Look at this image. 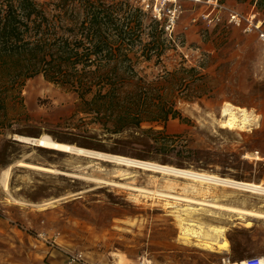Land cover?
I'll return each mask as SVG.
<instances>
[{
    "label": "rangeland",
    "instance_id": "obj_1",
    "mask_svg": "<svg viewBox=\"0 0 264 264\" xmlns=\"http://www.w3.org/2000/svg\"><path fill=\"white\" fill-rule=\"evenodd\" d=\"M219 1L248 13L261 0ZM130 5L132 11L139 8ZM259 7L254 10L264 14V7ZM208 11L206 5L184 3L171 35L162 29L161 47L152 43V33H160V26L148 13H135L139 24L133 26L137 30L130 42V65L119 66L115 76L128 79L125 91L130 99L141 92L149 99L146 112L139 114V129L132 117L121 121L108 111H89L77 94L42 76L27 80L19 96L8 102L0 112V264H221L229 258L225 253L230 246L246 252L261 242L264 220L210 212L162 195L196 197L195 201L210 197L214 204L258 211H264L259 209L264 198L222 187H212L205 195L199 183L14 139L49 135L87 150L264 186L262 46L255 34L208 25L202 19ZM227 104L246 109L258 122L251 130L224 129L221 114ZM162 105L173 106L181 118L162 123ZM117 123L126 127L113 134L109 129ZM19 162L60 173L29 170ZM192 184L197 191L188 189ZM182 218L194 221L195 230L224 228L227 249L219 250L217 244L209 251L196 239L187 243L180 237ZM77 256L80 260L74 261Z\"/></svg>",
    "mask_w": 264,
    "mask_h": 264
},
{
    "label": "trees",
    "instance_id": "obj_2",
    "mask_svg": "<svg viewBox=\"0 0 264 264\" xmlns=\"http://www.w3.org/2000/svg\"><path fill=\"white\" fill-rule=\"evenodd\" d=\"M46 4L0 0V112L19 96L27 80L42 76L77 94L89 111H108L121 121L132 117L139 129V114L146 112L149 99L143 92L130 99L131 94L125 91L128 79L115 74L119 66L130 65V42L137 30L133 26L139 24L135 13L141 9L132 11L126 0L115 4L105 0H49ZM260 5L264 7V0ZM160 29V33H152L155 47L163 43ZM118 57L124 61L113 63ZM172 107L159 108L162 123L181 118ZM125 127L117 123L109 131L116 134Z\"/></svg>",
    "mask_w": 264,
    "mask_h": 264
},
{
    "label": "bare ground",
    "instance_id": "obj_3",
    "mask_svg": "<svg viewBox=\"0 0 264 264\" xmlns=\"http://www.w3.org/2000/svg\"><path fill=\"white\" fill-rule=\"evenodd\" d=\"M225 106V105H224ZM222 127L227 130H240L244 131L251 130V126L253 123H257L258 117L251 114L246 109H242L239 107H235L231 104H227L223 107L222 110ZM15 136V135H14ZM15 140L30 144L31 146H35L38 148H43L46 150H52L59 153H66L71 155H77L81 157L91 158L100 160L102 162L113 163L118 166L127 167V168H134L143 170L146 172H151L154 174L162 175L169 178H177L185 181H189L192 183H199L202 184L203 187L201 191L203 193L209 194L212 187H222L227 188L233 191L249 193L254 196H258L260 198H264V186L257 185L254 183H245L241 181H235L229 178L219 177L214 174H208L205 172L193 171L189 169H180L175 168L167 165H160L157 163H152L148 161H141L137 159H132L120 155H113L102 153L93 150H87L79 147H75L70 144L62 143L50 137L49 135H41L38 138H29L20 135H16L14 137ZM255 155H258L255 153ZM249 156V155H248ZM246 156V159H252L259 161L260 158L258 156H253V158ZM19 167L27 168L33 171H40L49 174H59L60 172L56 169L45 167L42 165L27 163V162H19L17 163ZM5 173V181H4V188L5 190L8 189V173L9 169L4 171ZM193 191H197V187L194 184L190 185ZM128 189V188H127ZM187 190V189H185ZM137 191V190H136ZM166 198L182 201L188 204H194L196 206H200L201 208H205L210 212H218V213H226L236 215L239 218H249L253 220H264V211L258 210H248V209H240L236 207L224 206L220 204H214L212 202H205V201H193L192 199L188 198H177L172 195H162ZM259 209H264V205H260ZM180 223V237L184 239L187 243H190L193 239H196V242L206 250L213 251L216 250V245L219 244V250L225 251L228 247V243L225 237V229L222 227H202L199 226L197 230L193 227L195 226L194 221H189L187 218H182L179 220ZM246 228L251 227V223H246ZM183 240V241H184ZM222 243H221V241ZM218 250V251H219ZM264 259V257H262ZM226 264H244L242 261L240 262H231L228 261Z\"/></svg>",
    "mask_w": 264,
    "mask_h": 264
},
{
    "label": "built area",
    "instance_id": "obj_4",
    "mask_svg": "<svg viewBox=\"0 0 264 264\" xmlns=\"http://www.w3.org/2000/svg\"><path fill=\"white\" fill-rule=\"evenodd\" d=\"M124 1V0H115ZM130 4L138 6L142 11L148 13L151 20L157 22L169 36L173 32L179 15L182 12L184 3H193L195 5H206L209 11L202 15L204 22H208L213 28L222 25V27H234L243 34H255L258 41L262 44V61H264V14H259L254 10L248 13L237 12L221 4L219 0H126ZM223 17L225 18L223 20ZM73 260H80V256ZM229 258L221 259V264H226ZM244 264H264V259L259 256L246 257Z\"/></svg>",
    "mask_w": 264,
    "mask_h": 264
},
{
    "label": "crops",
    "instance_id": "obj_5",
    "mask_svg": "<svg viewBox=\"0 0 264 264\" xmlns=\"http://www.w3.org/2000/svg\"><path fill=\"white\" fill-rule=\"evenodd\" d=\"M261 46H262V44H261ZM188 199H190V198H188ZM191 199L193 201H195L196 197H191ZM200 200H203L205 202L214 201L210 197L200 198ZM192 205H194V204H192ZM225 255L228 256L229 258H241V257H250V256L264 257V238L261 239V242L259 244L253 245L250 248V250L246 251V252H236V249H233L232 246H230L229 249L227 250V252L225 253ZM237 260H240V259H237Z\"/></svg>",
    "mask_w": 264,
    "mask_h": 264
}]
</instances>
